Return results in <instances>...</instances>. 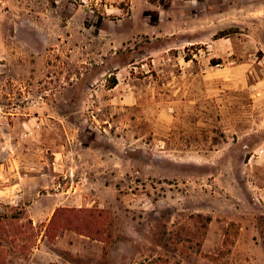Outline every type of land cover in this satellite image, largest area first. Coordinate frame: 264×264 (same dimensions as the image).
I'll use <instances>...</instances> for the list:
<instances>
[{"label":"rangeland","instance_id":"374dc122","mask_svg":"<svg viewBox=\"0 0 264 264\" xmlns=\"http://www.w3.org/2000/svg\"><path fill=\"white\" fill-rule=\"evenodd\" d=\"M55 1L0 0V264H241L264 0Z\"/></svg>","mask_w":264,"mask_h":264},{"label":"crops","instance_id":"0c3cea01","mask_svg":"<svg viewBox=\"0 0 264 264\" xmlns=\"http://www.w3.org/2000/svg\"><path fill=\"white\" fill-rule=\"evenodd\" d=\"M55 2L57 4L59 3L58 0ZM31 4L33 7V2H31ZM27 7H30V5L27 4ZM58 8H60V6ZM240 230H241V232H240V235H239L238 240H237L236 245H235V254L236 255H237V253L240 254L241 264H245V263L250 264V261H247L248 257L251 259V262H253V263L264 264V244H262V243L257 244V242L254 238L255 232L253 231V229L241 228ZM261 248H262L263 252H261V254H259L258 258H254L253 257L254 251L260 250ZM236 249H238V250H236Z\"/></svg>","mask_w":264,"mask_h":264},{"label":"trees","instance_id":"16d2710c","mask_svg":"<svg viewBox=\"0 0 264 264\" xmlns=\"http://www.w3.org/2000/svg\"><path fill=\"white\" fill-rule=\"evenodd\" d=\"M100 23H102V20L100 19V21H99ZM99 26H100V24H98L96 27H97V30L96 31H98V29H99ZM226 34H221V35H217V39L218 38H222V37H224ZM115 85V84H114ZM62 211H68V210H66V209H59V210H57L56 212H55V214H54V216H53V218H52V221H51V224L52 223H54V221L56 220V218H57V216H58V213L59 212H62ZM85 211H87V210H85ZM80 212H82V211H80ZM96 238L95 239H98L99 238V236H95Z\"/></svg>","mask_w":264,"mask_h":264}]
</instances>
